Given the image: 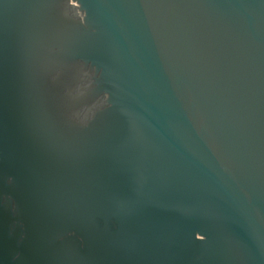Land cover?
Wrapping results in <instances>:
<instances>
[{
    "label": "water",
    "instance_id": "water-1",
    "mask_svg": "<svg viewBox=\"0 0 264 264\" xmlns=\"http://www.w3.org/2000/svg\"><path fill=\"white\" fill-rule=\"evenodd\" d=\"M0 264H264V0H0Z\"/></svg>",
    "mask_w": 264,
    "mask_h": 264
}]
</instances>
